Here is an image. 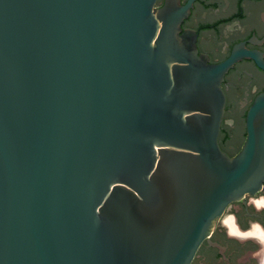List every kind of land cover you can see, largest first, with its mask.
Here are the masks:
<instances>
[{"label": "water", "instance_id": "obj_1", "mask_svg": "<svg viewBox=\"0 0 264 264\" xmlns=\"http://www.w3.org/2000/svg\"><path fill=\"white\" fill-rule=\"evenodd\" d=\"M192 1L0 0V264H191L262 188L264 92L239 153L217 143L256 57L198 54Z\"/></svg>", "mask_w": 264, "mask_h": 264}, {"label": "flooded vegetation", "instance_id": "obj_2", "mask_svg": "<svg viewBox=\"0 0 264 264\" xmlns=\"http://www.w3.org/2000/svg\"><path fill=\"white\" fill-rule=\"evenodd\" d=\"M163 0H157L158 6ZM189 0H180L186 6ZM195 33L198 54L210 64L225 61L234 48L255 58H241L224 75V112L217 143L235 157L245 141L244 118L254 98L264 92V0H194L180 25ZM262 66H260V65ZM191 264H260L264 256V183L251 196L230 203Z\"/></svg>", "mask_w": 264, "mask_h": 264}, {"label": "bare ground", "instance_id": "obj_3", "mask_svg": "<svg viewBox=\"0 0 264 264\" xmlns=\"http://www.w3.org/2000/svg\"><path fill=\"white\" fill-rule=\"evenodd\" d=\"M260 264H264V256H263L262 259L260 260Z\"/></svg>", "mask_w": 264, "mask_h": 264}]
</instances>
